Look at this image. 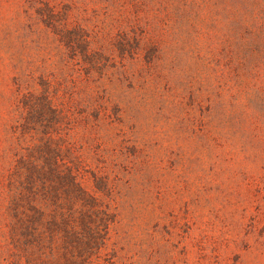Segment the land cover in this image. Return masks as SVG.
<instances>
[{
	"label": "rangeland",
	"instance_id": "obj_1",
	"mask_svg": "<svg viewBox=\"0 0 264 264\" xmlns=\"http://www.w3.org/2000/svg\"><path fill=\"white\" fill-rule=\"evenodd\" d=\"M44 90L115 213L93 264H264V0H0V264H53L13 255L3 180Z\"/></svg>",
	"mask_w": 264,
	"mask_h": 264
},
{
	"label": "trees",
	"instance_id": "obj_2",
	"mask_svg": "<svg viewBox=\"0 0 264 264\" xmlns=\"http://www.w3.org/2000/svg\"><path fill=\"white\" fill-rule=\"evenodd\" d=\"M65 37L71 47L80 43L77 34ZM21 107V120L13 131L18 132L19 125L21 134L35 130L41 144L26 156L19 148L14 151L3 173L13 255L18 260L33 255L38 247L50 250L53 264H64L62 257L67 255L75 259L69 263L93 264L94 255L107 246L115 219L111 202L90 190L81 167L71 163L72 153L61 133L68 116L64 106L44 90L23 93ZM54 131L60 133L58 138ZM103 187L97 184L98 189Z\"/></svg>",
	"mask_w": 264,
	"mask_h": 264
}]
</instances>
